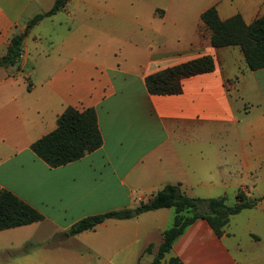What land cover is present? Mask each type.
<instances>
[{
	"label": "crops",
	"instance_id": "crops-1",
	"mask_svg": "<svg viewBox=\"0 0 264 264\" xmlns=\"http://www.w3.org/2000/svg\"><path fill=\"white\" fill-rule=\"evenodd\" d=\"M56 1L0 0V57ZM98 1L80 9L68 0L30 31L18 66L0 68V193L43 216L0 231V264H138L152 245L142 261L150 264L174 223L173 208L71 230L89 217L137 211L168 185L227 204L240 193L264 196V69L250 70L239 46L213 47L202 20L215 8L223 21L240 16L251 25L264 17V0ZM60 17L72 29L43 34L46 22L62 26ZM83 18L95 22L94 37L81 34ZM204 56L214 58V72L185 79L182 94L149 92L148 76ZM70 107L96 110L103 145L51 168L32 145L55 131ZM171 258L264 264V199L232 216L221 237L206 220L196 221Z\"/></svg>",
	"mask_w": 264,
	"mask_h": 264
},
{
	"label": "trees",
	"instance_id": "trees-1",
	"mask_svg": "<svg viewBox=\"0 0 264 264\" xmlns=\"http://www.w3.org/2000/svg\"><path fill=\"white\" fill-rule=\"evenodd\" d=\"M68 0H57L47 13L32 18L23 33H17L11 39L5 56L0 57V68L18 66L24 43L30 31L45 18L51 17L66 6ZM203 22L212 31V45L215 48L230 46L241 47L248 67L252 71L264 69V17L251 25H246L240 16L223 21L215 8L206 11ZM215 70L212 56H204L180 65L161 70L146 79V86L152 95H180L183 93V81L198 75L209 74ZM103 145L97 112L94 108L80 112L68 108L58 120L55 131L46 135L32 145V150L51 168H59L84 158ZM260 199H249L241 193L237 203L227 204L226 198L203 200L189 198L179 186L168 185L159 191L149 202L137 208L138 214L173 208L176 211L174 223L164 233L162 245L158 248L150 264H183L179 258L166 260L175 242L185 230L198 220H206L217 236L221 237L224 228L232 216L244 210L254 208ZM132 218L129 212H110L83 219L73 227L72 235L94 230L109 219ZM43 220V216L22 202L10 192L0 193V231L31 225ZM154 247L149 246L138 264H143L145 255H152Z\"/></svg>",
	"mask_w": 264,
	"mask_h": 264
},
{
	"label": "rangeland",
	"instance_id": "rangeland-1",
	"mask_svg": "<svg viewBox=\"0 0 264 264\" xmlns=\"http://www.w3.org/2000/svg\"><path fill=\"white\" fill-rule=\"evenodd\" d=\"M90 1L91 2H99L98 0H74V3H73V6L72 7H76V8L82 9L83 7L86 6V3L90 2ZM154 1L155 0H141V2L143 4H145V5L146 4H151V3H160L161 4V2H162L161 0H158L157 2H154ZM69 5H71V3ZM59 20L61 21L62 26L60 25V22L54 24L53 26L50 25V22H46L44 24V26H42V32H43V34L60 35V34H62V32H66V30H68V29L71 30L72 29L71 20H69L66 17H60ZM94 24H95V22L93 20L92 21L91 20H88V19L85 20V18H83L82 21L79 24L80 26H82L81 34H83L86 38H92V37H94L95 33L90 29V27H93ZM29 43H30V45H33L34 40H33L32 37L29 38ZM259 192H260V190L257 191L256 193L253 192L252 195H251V197H254V199H257L256 196H255V194H259ZM235 204H236V202L233 201L232 199H231V201L228 202V205H230V206H233ZM238 219H241V220H238ZM235 225H237L238 229L244 228V226H245L244 219L237 218V222H236ZM245 237H242V238H245Z\"/></svg>",
	"mask_w": 264,
	"mask_h": 264
},
{
	"label": "water",
	"instance_id": "water-1",
	"mask_svg": "<svg viewBox=\"0 0 264 264\" xmlns=\"http://www.w3.org/2000/svg\"><path fill=\"white\" fill-rule=\"evenodd\" d=\"M130 214L134 216V215H137L138 212H137V211H133V212H131Z\"/></svg>",
	"mask_w": 264,
	"mask_h": 264
}]
</instances>
